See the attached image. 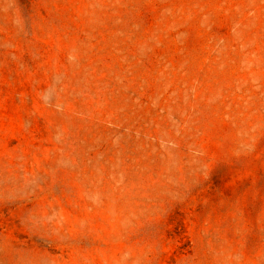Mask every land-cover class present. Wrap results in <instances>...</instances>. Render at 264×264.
<instances>
[{
  "label": "rangeland",
  "instance_id": "obj_1",
  "mask_svg": "<svg viewBox=\"0 0 264 264\" xmlns=\"http://www.w3.org/2000/svg\"><path fill=\"white\" fill-rule=\"evenodd\" d=\"M0 264H264V0H0Z\"/></svg>",
  "mask_w": 264,
  "mask_h": 264
}]
</instances>
